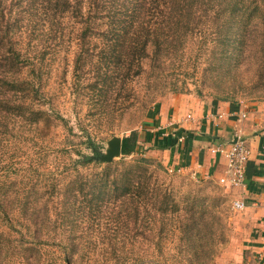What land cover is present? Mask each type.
Listing matches in <instances>:
<instances>
[{
	"label": "rangeland",
	"instance_id": "obj_1",
	"mask_svg": "<svg viewBox=\"0 0 264 264\" xmlns=\"http://www.w3.org/2000/svg\"><path fill=\"white\" fill-rule=\"evenodd\" d=\"M217 25H206L210 27L187 42L182 53L170 52L173 61L162 68L155 67L152 59L147 58L141 75L131 76L103 104H94L89 99V90L85 89L83 94L76 91L78 82L89 75L82 70L79 73L75 64L76 54L85 48L75 35L81 25H72L71 33L66 27L69 25H65L55 38L47 22L37 16L27 18L20 39L24 47L28 46L34 61L30 60L24 75L39 78L45 108L58 116L56 125L35 132L41 141L35 150L39 151L38 157L41 152L44 155L40 160L44 163L41 172L48 178L66 182L75 171L73 160L91 161L88 157L104 151L112 136L122 137L131 130L138 131L148 110L171 95L193 94L205 100L224 98L247 105H264L263 20H254L240 35H234L236 43L244 42L243 51L240 54L235 51L236 55L222 65L217 61L221 45L214 31ZM106 26L102 25L101 29ZM200 29L203 31V25ZM70 35L72 40L68 39ZM86 44L92 47V43ZM103 45L97 41V48ZM201 46H206L207 52H201ZM174 86L180 89H173ZM97 108L106 109V113H89ZM84 128L95 146L84 143ZM3 139L0 140V174L6 170L12 179L18 180L20 173L28 171L25 163L29 162L32 150L25 152L23 148L27 147L18 137ZM138 157L151 159L155 167L150 189L156 196L148 201L121 199L104 203L95 218L90 221L83 218L75 237L84 245L74 249L72 264H244L251 224L246 209L233 206L235 199L230 189L209 178L198 179L184 169L176 170L162 157L140 147L127 158L122 155L113 161L123 158L128 162ZM93 167L80 165L78 170L88 172ZM0 182L7 184L5 176L0 177ZM41 183L44 185L45 181ZM50 191L51 188L41 197L40 204L47 203L49 208L53 205L60 211L57 203L63 191L59 189L58 194L55 192L49 197ZM8 195L6 204L11 206L15 198L12 186L8 188ZM12 210L16 216L17 210ZM30 220L31 217L26 228L33 230ZM57 224L47 244L36 243L31 249L29 245L24 249L23 243L16 246L10 242V239H19V234L0 225V230L6 231L0 237V264H65L63 244L68 243L73 233L65 230L60 220ZM38 234L41 235L40 231ZM67 234H71L70 238Z\"/></svg>",
	"mask_w": 264,
	"mask_h": 264
},
{
	"label": "trees",
	"instance_id": "obj_2",
	"mask_svg": "<svg viewBox=\"0 0 264 264\" xmlns=\"http://www.w3.org/2000/svg\"><path fill=\"white\" fill-rule=\"evenodd\" d=\"M34 16L47 22L55 38L65 25H69L66 27L71 29L70 33L74 30L72 25H81L75 35L83 41L81 44L85 48L76 54L75 64L79 73L82 70L89 75L83 82H78L76 91L82 93L87 89L94 104H103L119 92L131 76L142 74V64L147 58L152 59L155 67L162 68L173 61L170 52L182 53L186 43L204 33L210 27L206 26L209 23L218 24L214 31L221 44L217 50L220 65L236 55L235 51L240 54L244 42L237 44L234 35H240L254 20L264 22V0H0V140L18 137L27 147L23 148L25 152L27 149L33 151L29 162L25 163L28 171L18 175L19 181L12 179L6 170L0 174L7 179V184L0 182V225L19 234V239H10V242L16 246L23 243L24 249H28V245L31 249L36 243L47 244L60 220L65 230L73 233L68 243L63 244L65 264H72L74 249L84 245L75 237L83 218L89 221L95 218L104 203L153 199L156 193L153 194L150 185L155 167L151 159L145 157L128 162L123 158L111 162L75 159L72 163L75 171L66 182L61 178H48L41 172L44 163L40 160L44 155L41 152L38 157L39 151L35 150V146L41 144L35 132L56 125L58 116L45 108L39 78L24 75L25 67L34 58L20 38L24 21ZM104 24L107 26L101 29ZM198 27L200 31L196 30ZM68 39L73 38L70 35ZM98 40L102 41L103 47L97 48ZM86 43H92V47ZM200 49L207 52L208 48L201 46ZM89 113L101 115L106 109L97 108ZM82 131L84 143L95 146L87 129ZM138 141L137 130L122 136L124 158L136 152ZM87 164L94 167L88 172L78 170L80 165ZM9 186L15 192L11 206L6 204ZM44 187L51 188L49 197L62 189L61 201L57 203L60 211L53 205L49 208L47 203L40 204L47 191L40 192ZM13 208L17 210L16 216ZM54 215L56 218H52ZM30 217L33 230L26 228ZM5 232L0 230V237ZM67 235L70 238L71 234Z\"/></svg>",
	"mask_w": 264,
	"mask_h": 264
},
{
	"label": "crops",
	"instance_id": "obj_3",
	"mask_svg": "<svg viewBox=\"0 0 264 264\" xmlns=\"http://www.w3.org/2000/svg\"><path fill=\"white\" fill-rule=\"evenodd\" d=\"M190 115V117H188ZM139 132L138 147L174 168L198 179H218L225 174L226 157L213 151L228 145L236 134L250 149L244 184L227 186L234 201L242 199L251 224L244 264H264V105L201 99L175 94L157 102ZM184 136L182 142L177 136Z\"/></svg>",
	"mask_w": 264,
	"mask_h": 264
},
{
	"label": "built area",
	"instance_id": "obj_4",
	"mask_svg": "<svg viewBox=\"0 0 264 264\" xmlns=\"http://www.w3.org/2000/svg\"><path fill=\"white\" fill-rule=\"evenodd\" d=\"M183 140L184 136H177L178 142H182ZM213 151L223 153L226 157L225 174L218 179V182L221 185L230 187L243 186L245 167L250 156V149L245 140L236 134L234 143H229L227 146L218 144L214 147ZM262 152L264 154V146L262 147ZM179 169L182 168H176V170ZM233 206L237 209H242L245 208V202L242 199L236 200L233 202Z\"/></svg>",
	"mask_w": 264,
	"mask_h": 264
},
{
	"label": "water",
	"instance_id": "obj_5",
	"mask_svg": "<svg viewBox=\"0 0 264 264\" xmlns=\"http://www.w3.org/2000/svg\"><path fill=\"white\" fill-rule=\"evenodd\" d=\"M121 136H112L107 140L104 151L94 152L88 159L100 160L102 162H111L114 159L120 158L121 154ZM235 138L230 143H234Z\"/></svg>",
	"mask_w": 264,
	"mask_h": 264
}]
</instances>
